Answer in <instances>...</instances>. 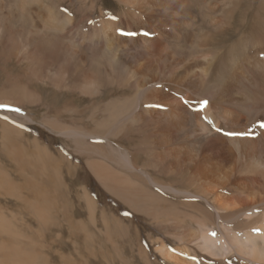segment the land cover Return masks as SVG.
Here are the masks:
<instances>
[{"label": "bare ground", "instance_id": "bare-ground-1", "mask_svg": "<svg viewBox=\"0 0 264 264\" xmlns=\"http://www.w3.org/2000/svg\"><path fill=\"white\" fill-rule=\"evenodd\" d=\"M45 1L0 0V105L34 107L40 80L52 103L68 90L90 101L60 108L75 123L43 121L79 154L102 155L86 142L99 140L116 169L89 160L91 174L148 221L117 263L264 264V0H114L119 14L97 20L99 0Z\"/></svg>", "mask_w": 264, "mask_h": 264}, {"label": "rangeland", "instance_id": "rangeland-1", "mask_svg": "<svg viewBox=\"0 0 264 264\" xmlns=\"http://www.w3.org/2000/svg\"><path fill=\"white\" fill-rule=\"evenodd\" d=\"M47 3L52 5L54 0ZM64 4L58 10L69 13L72 9ZM97 4L92 20H97L99 11H103L105 17L119 14L120 6L114 0H99ZM78 8L86 12L89 6L81 2ZM95 33L93 29L80 31L86 35ZM33 90L42 100L34 107L11 106L6 110L22 118L30 117L32 122H13L0 110V264H17V260L23 264H119L117 253L120 252L127 263L131 253L136 252L131 240L139 235L143 241L148 221L107 193L88 169L89 160H98L116 169L103 158H108V150L99 140L88 139L89 145L104 153L79 154L73 139H65L43 121L54 117L62 122L73 121L60 108L80 111L90 105V101L68 90L58 93L56 103H52L50 99L56 90L47 80L34 81ZM81 127L94 130L91 123ZM82 190L97 205L94 219L89 217L81 199ZM35 204L41 207L42 218L33 214ZM101 210L105 217L100 214ZM115 220L129 233V238L120 235ZM15 251L20 252L19 257H28L29 263L19 259Z\"/></svg>", "mask_w": 264, "mask_h": 264}, {"label": "snow or ice", "instance_id": "snow-or-ice-1", "mask_svg": "<svg viewBox=\"0 0 264 264\" xmlns=\"http://www.w3.org/2000/svg\"><path fill=\"white\" fill-rule=\"evenodd\" d=\"M113 19H115V17H113ZM131 34V33H130ZM145 35H147V33H145ZM207 101L205 100V101H201V108H203L204 106H206L207 105ZM0 107H4V108H8V106H6V105H0ZM11 110H14V111H19V109H11ZM5 119H6V117H5ZM262 127H264V125H262ZM234 134V133H233Z\"/></svg>", "mask_w": 264, "mask_h": 264}]
</instances>
